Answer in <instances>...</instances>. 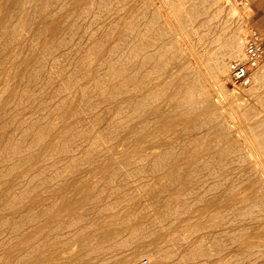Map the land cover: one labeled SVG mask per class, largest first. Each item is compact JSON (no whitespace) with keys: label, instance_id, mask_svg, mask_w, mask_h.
I'll list each match as a JSON object with an SVG mask.
<instances>
[{"label":"rangeland","instance_id":"374dc122","mask_svg":"<svg viewBox=\"0 0 264 264\" xmlns=\"http://www.w3.org/2000/svg\"><path fill=\"white\" fill-rule=\"evenodd\" d=\"M2 1L5 2V0H1L0 4L3 3ZM25 1L26 0L23 1L25 8L22 7L21 10H16V13L19 12L15 14V17L13 15L11 18L12 21L11 19H7L9 21L5 22L7 25L5 26L6 28H4L6 30L8 29L9 33L3 29V31L6 32H3L4 35L2 37H4V39L0 37V39H2L0 40V42L2 41L0 43L2 47L5 45L7 46L9 40L12 42V39H14L12 43L16 42L15 44H19L20 42L18 49L15 48L17 45H12V43L9 42L10 46H5L4 52L2 51L3 54L0 56V60L3 62L5 61V65L6 63H11L5 66L3 62H0V98L3 95L6 96L5 98L3 96L0 101L3 100V98L7 100L10 96L11 89H6L7 86L13 88L18 83L21 88H24L21 89L19 87L18 90H26L25 92L28 93L25 94L24 91H22L20 95L29 99L27 103L23 101L25 100L24 98L21 101L19 94L15 97L16 99L10 97L8 101L14 102V105L9 103L11 106L6 104L7 107L4 106L2 108L7 114L4 110L1 112L0 107V264H77L78 192L88 196L93 195V198L96 197L94 200L97 208L106 204L107 208L113 207V209L116 208L115 210L127 209L128 211L131 209L130 211L134 213V216L136 213V218L130 219V217H127L123 222L120 221L118 217H114L112 219L114 221L110 220L111 225L109 226V230L112 234L108 237L110 241L107 238L109 245L104 246V256L107 260V264H120V262L124 261L123 259L128 261L130 257L131 260L133 259L134 264H140L143 259H148L151 264H155V262L157 264H264V214L261 220L252 223L251 218L239 220L236 213L237 205L243 200L241 197L245 195V193H247L245 199L249 200L259 196L258 191H260V188L264 191V68H258L252 72V84L249 87L239 88L234 86L230 81L229 72L230 63L236 61L238 58L232 59L227 57V53H225L229 50L228 47L230 46L226 45L230 44L231 40L234 38L233 40L236 46L238 45L237 47L243 48V53L241 54L240 52L239 56L241 58L237 61H244L246 41L255 34L260 38L264 49V31L259 32L252 28L253 25L264 27V15H252L250 6L251 2H253L255 7L257 4H261L263 0H156L157 6H161V1L170 4L172 13L175 15L178 14L177 17L179 21L180 19L182 20L183 26L180 23L181 30H183V27L185 29L183 31L186 32L180 30L179 33L182 32L185 37L189 35L185 38L189 47L187 48V45H184V47L182 46L183 50L180 45L181 51L186 52V55L184 52H181V54L185 56L182 55V63L188 66L189 71L191 70V74L192 72L196 73H193L195 78L197 77L195 83L202 79L201 81L203 83H200V81L197 83L198 88L196 86L199 91H206V88H208V91L215 95H213V100L218 99V103L217 101L215 102L217 106L219 104V107L222 108L224 112H233L231 114L236 116H234L235 123L230 129L217 128L215 120L212 117H210V119L207 117V114L213 116V107H210V103L195 105L197 111L194 117L189 114H183L177 118L176 121H162L160 123H143L142 120L137 118L128 125L115 122L113 126H110L109 121L110 119L112 120V118H108L110 109L107 100L104 101V99H100V96L105 97L108 90L100 89L98 83L100 80L110 82V76L108 77L105 74V68L101 66V78L103 79L98 81V78L90 77L89 73L87 77H85L88 70L85 67L93 62L98 63V59L103 61L104 57L101 53H103L104 44H107V48L113 50H115L114 48L121 47L118 41L114 40L119 39L116 36L118 29H120L121 26L123 27L124 20L120 22L122 19L118 20V14L114 12L116 10L120 11V7L124 5L119 3L120 5L118 8H115L116 10L114 9V11L112 10L113 14L116 15L114 16L111 14L109 16L110 26L107 30V38L104 37L102 39V31L100 34L98 31V33H95V37H98L96 40L95 37H93V32H95L102 21L108 16L101 15V18L99 17L100 20L98 18V21L94 24L90 23L91 18L85 17L83 13H85L84 10L87 11L88 3L91 2V0H74V3L73 0H46L45 2L44 0H39L40 3L38 0ZM66 1L67 3H71V5L69 4L67 6ZM116 1L115 5H117ZM57 3L61 5L59 11L56 10L58 9ZM78 3H80V5ZM192 3L195 6L190 7ZM46 4L47 9L50 8L48 11H46L47 9L45 8ZM31 5L33 6L31 7ZM42 5L44 6L41 8L38 7ZM81 5H83V7H81ZM66 6L67 9H65ZM34 7L37 8L35 9ZM69 7H74V9L72 8L73 11L69 10ZM78 7L84 8V10L81 9L80 12ZM105 7L107 6L105 5ZM39 8L41 11L38 13L37 9L39 10ZM43 8L45 13L42 10ZM192 8L198 9L199 11H196L199 15L201 14V16L198 17V15H191L188 13L191 12L189 10H193ZM218 10H220L222 14L220 12L218 13ZM68 11L70 12L67 14ZM15 12H13V14ZM46 12H50V17L49 15L47 16L48 13ZM120 12L121 15L134 17V19L141 17V13H131L128 11ZM52 13L55 15L52 16ZM71 13L73 17L75 16L74 19L70 17ZM19 14L25 21L26 18H24V16L27 17L28 20L34 17L33 20L30 19V21H26L29 25L24 24V26L27 27L24 28L22 22L20 28L21 18L19 19ZM204 14L207 15L205 16ZM39 15H43L41 16L42 18ZM65 15L70 16L67 18L64 17ZM80 15L84 18H80ZM51 17L53 18L50 19ZM77 17L80 18V20ZM189 18H191V20H189ZM203 19L204 28L200 26V22ZM43 20L46 21L44 22ZM49 20H53L54 22ZM64 20L66 23L64 24V28H62ZM130 20L129 18V21ZM140 20L142 24L140 27L135 28L136 33L141 34L150 32L151 25L148 20L145 17H141ZM43 22L44 24L47 23L48 26L47 24L44 25ZM73 22L77 25L75 26L73 24L74 28H71L70 26H72ZM15 23L17 27H12ZM55 24H59L58 27H61L53 38V41L57 42V45L55 44L54 46L56 50L52 48L55 42L50 43L51 40L44 34L46 29L49 30V28ZM30 25H32L31 29L29 28ZM42 25H44V27ZM38 27H40V29ZM69 27L70 29H68ZM133 28L134 27L129 24L126 31L130 33ZM22 29L25 31H22ZM170 29L171 32H173V26L170 27ZM39 30H43L41 31L42 34H44L43 36L42 34H38L40 32ZM68 30H72L74 34H72V31L68 32ZM18 31L20 35L22 31L23 34L21 37L24 36L22 39L19 38L20 40L17 36ZM32 31H37L34 32L37 38L32 34ZM59 32L61 33L60 36L58 35ZM78 34H81L80 37ZM56 35L58 37H56ZM13 36H16L17 39L15 37L13 38ZM31 37H35L37 43H35L34 41L36 40ZM63 37H65V39ZM237 37L240 40L238 42L236 39ZM24 40L25 44H27L26 46L23 45V47L25 46L23 51L20 45L24 44ZM28 40L31 43L30 47L32 51H35L32 54H29V52H32L31 48L29 47V49H27ZM66 41L71 42V44L68 45L69 42L67 43ZM93 42L96 43L94 44ZM240 42H242V44ZM156 43L159 44V42ZM50 44H52V46H50ZM72 44L75 45L74 49H72ZM34 45L38 46L36 50ZM47 45H49V47ZM59 45H62L61 49ZM101 45L103 46L101 47ZM225 46L228 50L224 48ZM9 48H13V50L15 49L17 52L15 50L14 52L11 50V52ZM41 48L44 49L43 52ZM49 48L51 52H58L59 49L61 51L59 50L58 53L54 52L55 54H51ZM189 48H193L192 50L194 52L192 50L190 51ZM240 48L239 50H241ZM91 49H94L93 55H95L94 53H96V50L99 53L91 57ZM100 50H102V52ZM221 50L226 51L221 53ZM7 52L13 54L10 55ZM15 53H18V56L14 58L13 56ZM20 53H22L24 57L21 56L18 58ZM48 53L52 56V59ZM61 53H63V58L60 57ZM25 54L30 56L26 58ZM217 54L219 56L226 55L225 57L222 56L227 65L226 69H223L224 71L221 70L224 74H221L219 72L220 70H213L216 69V61L222 58L218 57V59H216L218 56ZM7 55L11 57H7ZM73 56H75V58H73ZM97 56L99 58L95 60ZM54 57L57 58V62L53 60ZM24 58L26 59L24 60ZM37 58L39 60L43 58V61H39ZM12 60L15 62L14 64ZM17 60L19 64L16 63L18 62ZM22 60L23 62H21V64L20 61ZM35 60L36 62H34ZM65 60L67 62H65ZM68 60H71L72 63L74 62L72 66H68V64H71ZM91 60L92 63H89ZM205 60L207 62H205ZM37 61L41 65H44H42V67H44L42 68L43 70L40 69L41 65L39 66ZM82 61H84L83 63L85 66L81 64ZM198 61H203V65L205 63L206 67L202 66L204 68L202 72L196 69H190L197 67L199 65ZM211 61L212 64H210ZM26 62H29L31 66H33H30L31 69L38 70V72H40L39 69L41 70L39 74L34 76L36 79L34 83L37 82V86L36 84L30 87L26 85V83H32L30 82L32 80L29 78L28 74L21 71L22 68H24L23 66H26ZM17 65H20L19 69ZM80 65H82L81 68L83 70L81 68L80 70L78 69ZM66 66L69 68H66ZM73 66L74 68L76 66L77 69H74ZM3 67L5 69L7 68L4 70L6 73L3 72ZM9 68H13L14 71L18 70L16 72L17 74L13 70L9 72ZM70 69H73L72 72ZM76 70L77 75L73 77V74H75L73 71ZM211 71L217 72L213 73ZM203 72H206V75H204ZM22 73H25V76H21ZM11 74L13 75L11 76ZM70 74H72V76ZM215 74H217V76H214ZM8 75L11 76L12 79ZM14 75L16 78L15 80ZM26 75L30 80H28ZM44 75L45 77L42 79ZM2 76L6 77L7 80ZM75 77L77 78L75 79ZM216 77L219 80H217ZM198 78L201 79L198 80ZM21 79H23V81ZM12 80H14V83ZM38 82H41L40 86H38ZM204 83L207 84L205 86L206 88H204ZM24 84L26 87H24ZM200 85H203V87ZM31 89L33 93L36 94L35 97V94H29V92H27H32ZM215 90L219 95L215 93ZM219 90L222 92L219 93ZM138 93L142 95L141 90H138L137 94ZM220 94H222L224 98L220 96ZM31 96L34 98L32 99ZM132 96H138L136 95L135 89H130V92L127 93L125 98H130ZM35 98L37 101H35ZM114 99H116V97L111 100L114 102ZM15 103L18 104V106ZM8 107L12 108L10 109ZM8 109L12 111L8 112ZM126 110H128V108ZM111 116L117 117L120 115L111 112ZM10 121L12 125H9ZM22 131L24 133H22ZM41 131L47 132V135H43L42 140L37 141V133ZM167 131L171 132L166 134ZM246 136H248L249 139H247ZM17 137L22 138L19 140ZM24 137L25 139L22 141V145H20ZM72 138H74V140ZM90 139L91 141H89ZM192 139H195L194 143H192ZM235 140H240V143H236ZM15 142L16 144H14ZM230 142L235 147V154H247L248 150L246 147H248L249 144L254 154H260L259 156H261V159H259L260 157L258 156V162L260 163H257L253 169V174H256L255 177L257 181H259L258 183H238L237 178L240 176L238 172H231L228 169L215 170L207 161H202L199 166H195L189 171L184 170V168L190 166L189 163L196 160L197 154L204 153L207 151V148L219 151L223 150L224 146L227 144L229 145ZM24 143H26L25 147L27 146V148L24 147ZM32 143L34 144L31 145ZM49 144H51V146H48ZM152 144L158 146L157 150L153 151L154 153L151 152L153 154H140V151L144 149V147ZM13 145L16 146L14 147ZM17 145L19 146V150L17 149ZM46 145L48 148L50 147V150L46 148ZM32 146L34 147L32 148ZM42 147H45V149ZM51 147L55 148L51 149ZM240 147H245L244 149L246 152ZM254 149H258V151L256 150L255 152L253 151ZM241 173H243L242 170ZM213 184L217 185V187L212 189V191H207L206 188ZM74 189L77 190L76 193L73 191ZM184 201H187V207L190 209L180 208V206H178V202L181 204V202ZM100 202H102L101 205ZM98 203L99 205H97ZM86 204L82 213L88 216L92 204L90 203L91 206L88 203ZM159 208H162L165 214V217L161 220L162 223L154 218ZM87 209L89 210L88 212ZM111 210L112 209H110V211ZM187 210H190L189 214H187ZM254 210L256 212L260 211L256 209V207ZM183 220H186V222H183ZM121 222L125 231L122 232L120 237L118 232L121 228ZM132 222H134V226H136L137 223L139 225L140 232L138 240L136 237L134 239L131 238L128 232L126 233ZM182 223H184V225L180 226ZM157 227L163 229L162 237H160L158 233H155V235L153 234V228L156 229ZM180 227L183 228L181 230L185 229L184 231L188 229L185 235L183 231L179 232ZM192 237L195 238V246L192 250H195L197 255L193 257V259H190L192 258L190 254L191 248L189 247L190 243L187 241ZM63 239L65 242L69 241L71 243L74 240V250L70 255H59L60 246L65 243ZM169 240H172L174 244L170 246L168 250L167 242ZM59 243H61V245ZM55 247L57 251L54 249ZM55 252L58 253V255Z\"/></svg>","mask_w":264,"mask_h":264},{"label":"bare ground","instance_id":"6f19581e","mask_svg":"<svg viewBox=\"0 0 264 264\" xmlns=\"http://www.w3.org/2000/svg\"><path fill=\"white\" fill-rule=\"evenodd\" d=\"M1 1V0H0ZM24 0H5V2H3L2 4H0V15H1V17H0V37L1 38H3L4 39V37H2L3 35H4V33H6V32H8V29L6 30L5 28V26L7 25L5 22L6 21H9V20H7V19H11L12 17H13V15H14V17H15V14H18V12L16 13L15 11L16 10H21L22 9V7H24V2H23ZM27 1V0H26ZM25 1V2H26ZM33 1V0H32ZM35 1V0H34ZM39 1V0H38ZM41 1V0H40ZM40 1H39V3H40ZM46 0H44V2H45ZM65 1V0H64ZM69 1V0H68ZM115 1L116 0H91V2H89L88 3V9H87V11H85L84 10V8L82 9L81 7H83V5H81V7H78L79 9H80V12H81V9L82 10H84V12L85 13H83V11H82V13L85 15V17H89V18H91V21H90V23H92V24H94L95 22H97L98 21V18L100 17L101 18V15H107L108 17L106 18V19H104L103 21H102V23L100 24V26L95 30V32H93V37H95V33L97 32L98 33V31H99V34H100V32L102 31V36L101 35H98V36H101L102 37V39L104 38V37H106L107 38V30H108V28H109V26H110V20H109V16L111 15V14H113V12H112V10L114 11V9L116 8H118V6L120 5L119 3H121V4H123L124 6H121L120 8L122 9H120V11H128V12H131V13H134V12H136V13H141V17H145L147 20H148V22L150 23V25H151V30H150V32H145V33H141V34H138V33H136V31H135V28L136 27H140L141 26V24H142V21L140 20V18L141 17H138V18H136V19H134V17L132 18V17H127V16H125V15H121L120 13V11H118V10H116V11H118V12H114V13H117L118 14V20H120V19H122V20H120V22H123V20H124V22H123V27L121 26V28L120 29H118V33H117V38H119L118 40H114V41H118V44H120L119 46H121L120 48H114L115 50H113V49H109V48H107V44H104L105 46H103V45H101V47L103 46V53H101V55L104 57V59H103V61H104V64H103V61L101 60L100 61V59H98L99 57V54H98V56L95 58V60L96 59H98L99 60V62L98 63H95V62H93L92 63V60L89 62V63H92V64H88V66H87V64H86V66L87 67H85V68H87L88 70H87V73H86V76L85 77H87V75H88V73H89V76L90 77H92V78H98V81L100 80V79H103V78H101V70H100V67L102 66H104V68H105V74L109 77L110 76V78L109 79H111L110 80V82H108V81H105V80H100L98 83H99V85H100V89H103V90H108V92H107V94L105 95V97L104 96H100V99H104V101H106L107 100V103H108V107H109V109H110V114H109V119H110V117L112 118V120L110 119V121H109V125L110 126H113L114 124H115V122H118V124H122V125H128L129 123H132V122H134L137 118L138 119H140V120H142L143 121V123H148V122H156V123H160V122H162V121H176V119L177 118H179L180 116H182L183 114H189L190 116H192V117H194L195 116V114H196V111H197V108L195 107V105H198V104H206V103H210V107H213L212 108V110H213V116L211 115L210 116V114H207V117L210 119V117H212L214 120H215V123H216V125H217V128H219V129H222V128H224V129H230V128H232V126L234 125V123H235V115H232L231 113H233V112H231V113H227V112H224L223 111V109L222 108H220L219 107V104H218V106H217V104L215 103L217 100H213V95L214 94H212L211 92H209L208 91V88H206L205 86L207 85V84H205V83H207V82H205L204 84V88H206L205 90L206 91H202V90H198L197 88H198V86H197V83L198 82H200L202 79L201 78H198V80L199 79H201V80H199L198 82H196L195 83V79L197 78H195V76L193 75V73H195V72H192V74L190 73V71H189V68H188V66L185 64V63H182V55L183 54H181V52H184L185 53V55H186V52L185 51H181V48H182V46L184 47V45L186 46L187 45V41H186V39L185 38H187L188 36H186L185 37V35H183L182 34V32H186V31H183V30H185L183 27H182V29L183 30H181V26H180V23H181V25L183 24L182 23V20L180 19V21H179V18L177 17V15H175L174 13H172V11H171V5L170 4H168L167 2H163V1H161V6H157V4H156V0H118V1H116V4L117 5H115ZM207 1V0H206ZM206 1H204V2H206ZM29 2V1H28ZM31 2V1H30ZM55 2V1H54ZM56 2H58V1H56ZM118 2V3H117ZM37 3V2H36ZM47 3V2H46ZM52 3V2H51ZM66 3H67V1H66ZM73 3H74V0H73ZM84 3V2H83ZM32 4V3H31ZM44 4V3H43ZM50 4V3H49ZM53 4V3H52ZM58 4V3H57ZM59 4H60V2H59ZM58 4V9H56V10H58L59 11V7L61 6V5H59ZM71 5V3H67V6L68 5ZM79 5H80V3H78ZM201 4V3H200ZM206 4V3H205ZM204 4V5H205ZM30 5V4H29ZM34 5H35V3H34ZM39 5H41V4H39ZM56 5V4H55ZM55 5H54V9H55ZM64 5H66V4H64ZM105 5L107 6V7H105ZM190 5V4H189ZM189 5H187V6H189ZM204 5H202V6H204ZM33 5H31V7H32ZM44 5H42V6H38V7H43ZM67 6H66V8L65 9H67ZM72 6H74V5H72ZM131 6H132V8H131ZM193 6H195L193 3H192V5L190 6V7H193ZM197 6H199V5H197ZM49 7V6H48ZM75 7V6H74ZM74 7H72L73 9H74ZM190 7H188L189 9H191ZM25 8V7H24ZM35 8V7H34ZM37 8V7H36ZM35 8V9H36ZM39 8V10L37 9V11H38V13H39V11H41V9ZM45 8L47 9V4L45 5ZM52 8V7H51ZM72 8H70L69 7V10H72L73 11V9ZM103 8H106V9H103ZM29 9V8H28ZM45 9V10H46ZM86 9V8H85ZM193 10H189V11H191V12H188V13H190L191 15H198V17H200L201 16V14L199 15L198 14V12L197 11H199L198 9H196V8H192ZM195 9V10H194ZM43 11H44V8L42 9ZM48 10H50V8H48L46 11H48ZM52 10H53V8H52ZM61 10V9H60ZM77 10V9H76ZM173 10V9H172ZM197 10V11H196ZM24 11H26V10H24ZM64 11V10H63ZM62 11V12H63ZM71 11V12H72ZM174 11V10H173ZM13 12H15L14 14H13ZM33 12V11H32ZM65 12V11H64ZM70 11H68L67 12V14L69 13ZM79 12V13H80ZM185 12H186V10H185ZM201 12V11H200ZM218 13L220 12V10H218L217 11ZM33 13H35V12H33ZM43 13V12H42ZM44 13H45V11H44ZM46 13H48V12H46ZM50 13V12H49ZM49 13L47 14V16L49 15ZM55 13V12H54ZM54 13H52L51 15L53 16V15H55ZM73 13V12H72ZM72 13H71V16L70 15H68V16H64V17H73L72 16ZM81 13V14H82ZM204 13V12H203ZM215 13V12H214ZM221 13V12H220ZM26 14V13H25ZM24 14V15H25ZM58 14V13H57ZM61 14V13H60ZM77 14V13H76ZM186 14H187V12H186ZM222 14V13H221ZM22 15V14H21ZM31 15V14H30ZM73 15H74V13H73ZM79 15V14H78ZM98 15V16H97ZM114 16L116 15V14H113ZM205 16L207 15V14H204ZM19 16V19L21 18V16H20V14L18 15ZM40 16V15H39ZM41 16H43V15H41ZM40 16V17H41ZM46 16V17H47ZM202 16H203V14H202ZM204 16V17H205ZM215 16V15H214ZM34 17V16H33ZM33 17H31L30 19H32L33 20ZM37 17V16H36ZM49 17H50V15H49ZM80 18H82L83 16H79ZM180 17V16H179ZM24 18H26V21L28 20L27 19V17H25L24 16ZM42 18V17H41ZM40 18V19H41ZM48 18V17H47ZM47 18H46V20H47ZM53 17H51L50 19H52ZM54 18H55V16H54ZM67 18H66V20H67ZM75 18V16L73 17V19ZM78 18V17H77ZM80 18H78L79 20H80ZM84 18V17H83ZM100 18H99V20H100ZM129 18L131 19L130 21H129ZM194 18V17H193ZM217 18H218V16H217ZM30 19L28 20V21H30ZM49 19V18H48ZM56 19V18H55ZM54 19V20H55ZM78 19H76V20H78ZM205 19V18H204ZM204 19L200 22V26L202 27V28H204L203 26H204ZM14 20V19H13ZM45 20V21H46ZM58 20H60V19H58ZM61 20H62V18H61ZM60 20V21H61ZM70 20V19H69ZM78 20V21H79ZM189 20H191V18H189ZM193 20V19H192ZM11 21H12V19H11ZM10 21V22H11ZM16 22H18L17 20H15ZM25 21V19H23V17L21 18V24H20V28H21V25H22V22H23V27L25 28V27H27V26H24V24L26 25H29L28 24V22H24ZM35 21V20H34ZM33 21V22H34ZM37 21H39V20H37ZM42 21V20H41ZM44 21V20H43ZM44 21V22H45ZM49 21H51V20H49ZM49 21H48V23H49ZM53 21V20H52ZM51 21V22H52ZM63 21V20H62ZM77 21V22H78ZM194 21H195V19H194ZM197 21V20H196ZM9 22V23H10ZM44 22H43V24H44ZM54 22V21H53ZM59 22V21H58ZM58 22H56V23H58ZM68 22V21H67ZM71 22V21H70ZM193 22V21H192ZM30 23V22H29ZM31 23H32V21H31ZM30 23V24H31ZM63 23V22H62ZM66 22H65V20H64V23H63V27L62 28H64V24H65ZM194 23V22H193ZM41 24H42V22H41ZM47 24V23H46ZM46 24H44V25H46ZM53 24V23H52ZM68 24V23H67ZM74 24V22L72 23V26H70L71 28L75 25H73ZM129 24H131V26H133L134 28L131 30V32L129 33V32H127L126 31V28H127V26L129 25ZM44 25H42L43 27H44ZM59 25V24H58ZM58 25H52V27H50L49 28V30H45L44 32V34L45 35H47V37L49 38V40H51V42L50 43H52V42H55L54 43V45L52 46V44H50V46H52V48L54 49V46H55V44L57 45V42L56 41H53V38H54V36H55V34H57L58 33V30H59V28H61L60 26L58 27ZM70 25V24H69ZM77 25V24H76ZM75 25V26H76ZM82 25V24H81ZM87 25H89V24H87ZM9 26V25H8ZM17 27V24L15 23V25H13L12 27ZM31 26L32 25H30V29H31ZM47 26H48V24H47ZM62 26V25H61ZM173 26V28H174V30H173V32H171V29H170V27H172ZM183 26V25H182ZM200 26H199V28H200ZM5 27V28H4ZM10 27H11V25H10ZM19 27V26H18ZM22 27V28H23ZM41 27V26H40ZM40 27H38L39 29H40ZM67 27H68V25H67ZM70 27L68 28V29H70ZM79 27V26H78ZM19 28V29H20ZM23 28V29H24ZM37 28V29H38ZM42 28V27H41ZM66 28V27H65ZM74 28V27H73ZM85 28V27H84ZM176 28V29H175ZM3 29H5V31H3ZM10 29H12V28H10ZM22 29V31H25V30H23ZM30 29H27V30H30ZM86 29V28H85ZM16 30V29H15ZM18 30V29H17ZM21 30V29H20ZM19 30V31H20ZM64 30V29H63ZM81 30H83V29H81ZM180 30L182 31L181 33H179L180 32ZM11 31V30H10ZM13 31V30H12ZM19 31H18V34H17V36H18V39L20 38V39H22L23 37H21V35L23 34L22 33V31H21V35H20V33H19ZM31 31V30H30ZM29 31V32H30ZM40 31V30H39ZM38 31V32H39ZM41 31H43V30H41ZM39 32L38 34H42V32ZM72 30H68V32H71ZM76 31V30H75ZM74 31V32H75ZM4 32V33H3ZM17 32V31H16ZM28 32V33H29ZM34 32H37V31H34ZM34 32L32 31V34L33 35H35L34 34ZM61 32H62V30H61ZM64 32V31H63ZM80 32H82V31H80ZM9 33V32H8ZM25 33V32H24ZM31 33V32H30ZM67 33V32H66ZM12 34V33H11ZM44 34H42V36L44 35ZM60 32H59V36H60ZM72 34H74L73 33V31H72ZM92 34V33H91ZM90 34V35H91ZM14 35H15V33H14ZM65 35V34H64ZM68 35H69V33H68ZM67 35V36H68ZM79 35V34H78ZM81 35V34H80ZM80 35H79V37H80ZM9 36V35H8ZM66 36V35H65ZM12 37V36H11ZM16 38V36H13V38ZM35 37H36V35H35ZM35 37L33 38V37H31L32 39H34V40H36L35 39ZM41 37V36H40ZM46 37V38H47ZM56 37H58L57 35H56ZM71 37H72V39H73V36L71 35ZM8 38V37H7ZM37 38V37H36ZM51 38V39H50ZM64 39H65V37H63ZM74 38H75V35H74ZM81 38H82V36H81ZM91 38H92V36H91ZM98 39V37L96 36L95 37V39ZM100 38V37H99ZM10 39V38H9ZM8 39V40H9ZM17 39V38H16ZM19 39V40H20ZM56 39V38H55ZM70 39V38H69ZM68 39V40H69ZM79 39V38H78ZM83 39V38H82ZM82 39H80V40H82ZM93 39V38H92ZM96 39V40H97ZM234 39V38H233ZM232 39V40H233ZM237 39V42L238 41H240L239 39H238V37L236 38ZM0 40H2V39H0ZM14 39H12V42H14L13 41ZM33 40V41H34ZM39 40V39H38ZM48 40V39H47ZM58 40V39H57ZM61 40V39H60ZM94 40V39H93ZM231 40V42H230V44H227L226 46H229L228 47V49H227V47L225 46L224 48L226 49V50H228V51H224V50H221V53L224 51L225 53H227L226 55H227V57H230V58H232V59H239V58H241V57H239L240 56V52H241V54L243 53L242 52V47L240 48V47H237L236 46V43L234 42V40L232 41ZM70 41V40H69ZM68 41V42H69ZM72 41V40H71ZM181 41H182V43H181ZM188 41H189V39H188ZM2 42V41H1ZM0 42V43H1ZM4 42V41H3ZM9 42L10 43H12L11 42V40H9ZM9 42H8V44H7V46L6 47H9L10 46V44H9ZM17 42H18V40H17ZM28 42H29V40H28ZM31 42H32V40H31ZM35 43H37V40L36 41H34ZM67 42V41H66ZM67 42V43H68ZM76 42V41H75ZM156 42H159V44L158 43H156ZM5 43V42H4ZM16 43V42H15ZM15 43H12V45L13 44H15ZM83 43V42H82ZM81 43V44H82ZM94 43V42H93ZM96 43V42H95ZM94 43V44H95ZM241 44H242V42H240ZM19 44H20V42H19ZM19 44H15V45H17L15 48H19ZM27 44V43H26ZM26 44H25V40H24V44H22V45H20V47H22L23 48V51H24V48H25V46H26ZM34 44V43H33ZM61 44H63V43H61ZM71 44V42H69L68 43V45H70ZM76 44V43H75ZM84 44H85V42H84ZM83 44V45H84ZM9 45V46H8ZM23 45H25L24 47H23ZM29 45V46H28ZM28 45H27V49H29V47H30V45H31V43L29 42L28 43ZM73 45V44H72ZM77 45V44H76ZM82 45V46H83ZM86 45H88V44H86ZM85 45V46H86ZM180 45H181V48H180ZM5 46H1L0 45V56L3 54V50H4V47ZM35 46V45H34ZM48 47H49V45H47ZM60 46V49H61V47H62V45H59ZM64 46L66 47V45L64 44ZM63 46V47H64ZM74 46L75 45H73V48L72 49H74ZM36 48H35V50L37 49V47L38 46H35ZM41 47V46H40ZM58 47V46H57ZM105 47V48H104ZM189 46L187 45V48H188ZM223 47V46H222ZM221 47V48H222ZM14 48V47H13ZM13 48L12 49H10V51L11 50H13ZM31 48V47H30ZM68 48V47H67ZM127 48H128V53H127ZM220 48V49H221ZM223 48V49H224ZM239 48L241 49V50H239ZM7 49V48H6ZM26 49V50H27ZM33 49H34V47H33ZM50 49V48H49ZM52 49V50H53ZM59 49V48H58ZM59 49V50H60ZM64 49V48H63ZM82 49V48H81ZM101 49V48H100ZM183 49V48H182ZM190 49V51L193 49H191V48H189ZM188 49V50H189ZM219 49V50H220ZM15 50V49H14ZM14 50H13V52H14ZM40 50V49H39ZM41 50H42V52H43V50L44 49H42L41 48ZM54 50H56V49H54ZM59 50H58V52H59ZM93 50L94 49H91L90 51L92 52V53H90V54H92V55H90V54H88V55H90L91 57H93V56H96V54L97 53H99L97 50H96V53H94L95 55H93ZM184 50V49H183ZM188 50H186V51H188ZM3 51V52H2ZM6 51V50H5ZM9 51V52H10ZM16 51V50H15ZM31 51H32V48H31ZM61 51V50H60ZM101 52H102V50H100ZM193 51V50H192ZM9 52H7V53H9ZM12 52V51H11ZM17 52V51H16ZM33 52H35V51H32V52H29V54H32ZM39 53H41L40 51H38ZM48 52V51H47ZM50 52H51V49H50ZM55 52V51H54ZM53 51L51 52V54L53 53V54H55V53H58V52H55L54 53ZM68 52V51H67ZM95 52V51H94ZM194 52V51H193ZM6 53V52H5ZM27 53H28V51H27ZM26 53V54H27ZM64 53V52H63ZM63 53H61V55H60V57H62L63 58ZM70 53V52H69ZM188 53V52H187ZM217 53V52H216ZM224 53V54H225ZM10 55L11 54H13V53H9ZM15 54H17V55H15ZM14 54V58L16 57V56H18V53H15ZM25 54V55H26ZM37 54V53H36ZM65 54V53H64ZM72 54V53H71ZM70 54V55H71ZM196 54V53H195ZM10 55H7V57L9 56V57H11ZM34 55H35V53H34ZM43 55V54H42ZM42 55H39L40 57H43ZM48 55H49V53H48ZM87 55V56H88ZM100 55V56H101ZM218 55V54H217ZM221 55V54H220ZM225 55V56H226ZM3 56H5V55H3ZM21 56H23L24 57V55H22V53H20V56L18 57V58H20ZM30 56V55H29ZM28 55H26V58H28L29 57ZM50 56V58L52 57L51 55H49ZM54 56H56V55H54ZM184 56V55H183ZM196 56V55H195ZM222 56H224V55H222ZM222 56H217V58L216 59H218V57H222ZM224 56V57H225ZM23 57H22V59H23ZM59 57V58H60ZM70 57V56H69ZM72 57V56H71ZM80 57H81V55H80ZM102 57V58H103ZM185 57V56H184ZM211 57V56H210ZM216 57V56H215ZM2 58H4V57H2ZM26 58H24V60L26 59ZM36 58V57H35ZM45 58H46V56H45ZM44 58V59H45ZM49 58V57H48ZM49 58V59H50ZM56 57H54V61L55 62H57V58L55 59ZM64 58H65V56H64ZM73 58H75V56H73ZM72 58V59H73ZM88 58H90V57H88ZM101 58V57H100ZM8 59V58H7ZM34 59V58H33ZM32 59V60H33ZM38 59V58H37ZM52 59V58H51ZM91 59V58H90ZM237 59V60H238ZM11 60V59H10ZM39 60V59H38ZM61 60H63V59H61ZM74 60V59H73ZM187 60V59H186ZM210 60V59H209ZM236 60V61H237ZM241 60V59H240ZM6 61H8V60H6ZM18 61V60H17ZM27 61V60H26ZM39 61H43V58H41ZM54 61H52V62H54ZM64 61V60H63ZM69 61V60H68ZM75 61V60H74ZM78 61V60H77ZM181 61V62H180ZM201 61V60H200ZM0 62H3V61H1L0 60ZM5 62V61H4ZM4 62H3V65H5L4 64ZM12 62H13V60H12ZM21 62H23V60L22 61H20V63ZM34 62H36V60L34 61ZM38 62V61H37ZM65 62H67L66 60H65ZM71 62V64H68V66H72V64L74 63H72V61L70 60L69 61V63ZM84 61H82V63L81 64H83L84 66H85V64L83 63ZM186 62H188V61H186ZM203 62V61H202ZM202 62H199L198 61V63H199V65L197 66V67H194V68H190V69H196V70H199V71H201L202 72V70H204V68L202 67V66H205V63H204V65L202 64ZM205 62H207L206 60H205ZM15 62H13V64H14ZM16 63H18L19 64V61L18 62H16ZM32 63V62H31ZM39 63V62H38ZM42 63V62H41ZM2 64V63H1ZM9 64H11V63H9ZM9 64H7L6 63V65L5 66H8ZM22 64V63H21ZM20 64V65H21ZM58 64V63H57ZM61 64V63H60ZM210 64H212V61H211V63ZM19 65V66H20ZM33 65V64H32ZM39 66L41 65L40 63L38 64ZM43 65V64H42ZM42 65L40 66L41 68L40 69H42V68H44V67H42ZM76 65V64H75ZM215 65H216V69H213V67H212V69L213 70H217V71H219L221 74L223 73L222 71H224L225 69H226V67H227V65H226V62H225V60H224V58L222 57V58H219L217 61H216V63H215ZM226 65V66H225ZM18 66V65H17ZM19 66H18V69H19ZM30 66H31V64L29 63V62H26V66H23L24 68H22V70L21 71H23V72H26V74H28V76H29V78L32 80V81H30V82H32L31 84H27L26 83V85L28 86V87H30V86H33V85H35L37 82H35L34 83V81H36V79L34 78V76L35 75H37V74H39L40 72H41V70L39 69V71L40 72H38V70L36 71V70H33V68L31 69L30 68ZM44 66V65H43ZM59 66V65H58ZM81 66L82 65H80L79 67H78V69L80 70V68H81ZM84 66H83V68H84ZM1 67V66H0ZM11 67H13V66H11ZM31 67H33V66H31ZM64 67H65V65H64ZM206 67V66H205ZM208 67V66H207ZM4 68V67H3ZM14 68H15V65H14ZM59 68V67H58ZM57 68V69H58ZM66 68H69V67H67L66 66ZM72 68V67H71ZM73 68H74V66H73ZM75 68H76V66H75ZM74 68V69H75ZM85 68H84V70H85ZM209 68H211V67H209ZM225 68V69H224ZM7 69V68H6ZM5 68L4 69H2L3 70V72H4V70H6ZM17 69V68H16ZM36 69H38V68H36ZM60 69V68H59ZM58 69V70H59ZM77 69V68H76ZM82 69V68H81ZM206 69V68H205ZM224 69V70H223ZM259 69H261V68H259ZM10 70H13V68H9V72H10ZM43 70V69H42ZM71 70V69H70ZM73 70V69H72ZM72 70H71V72H72ZM83 70V69H82ZM195 70V71H196ZM222 70V71H221ZM14 71V70H13ZM18 71V70H17ZM17 71H14L15 73L17 72ZM193 71V70H192ZM198 71V72H199ZM217 71H214L215 73L217 72ZM1 72V71H0ZM43 72V71H42ZM70 72V73H71ZM73 72H75V74H73V77H74V75L76 76L77 75V70L76 71H73ZM82 72V71H81ZM211 72H213V71H211ZM213 72V73H214ZM261 72V71H260ZM4 73H6V72H4ZM21 73V72H20ZM200 73V72H199ZM198 73V74H199ZM206 73V72H205ZM204 72H203V74L204 75H206ZM210 73V72H209ZM14 74V73H13ZM13 74H11V76L13 75ZM17 74V73H16ZM196 74V73H195ZM218 74V73H217ZM217 74H215L214 76H217ZM224 74V73H223ZM258 74V73H257ZM10 75V74H9ZM8 75V76H9ZM41 75V74H40ZM71 76H72V74H70ZM201 75V74H200ZM212 75V74H211ZM7 76V75H6ZM11 76H9V77H11ZM21 76H25V73H22V75ZM70 76V77H71ZM197 76V75H196ZM213 76V77H214ZM219 76V75H218ZM1 77V76H0ZM2 77H4V76H2ZM18 77V76H17ZM26 77H27V75H26ZM45 77V75L42 77V79ZM64 77H65V75H64ZM84 77V78H85ZM199 77V76H198ZM212 77V78H213ZM256 77V76H255ZM5 78V80H7L6 79V77H4ZM28 78V77H27ZM28 78V80H30ZM40 78V77H39ZM77 77H75V79H76ZM215 78V77H214ZM214 78H213V80H214ZM2 79V78H1ZM11 79H12V77H11ZM16 78H15V75H14V80H15ZM23 79H24V77H23ZM23 79H21L22 81H23ZM41 79V80H42ZM109 79H107V80H109ZM216 79H217V77H216ZM215 79V80H216ZM3 80V79H2ZM14 80H12V82L14 81ZM19 80V79H18ZM25 80V79H24ZM27 80V79H26ZM186 80V81H185ZM217 80H219V79H217ZM11 81V80H10ZM40 81V80H39ZM44 81V80H43ZM209 81V80H208ZM221 81V80H220ZM9 82V81H8ZM7 82V83H8ZM19 82V81H18ZM17 82V83H18ZM21 82V81H20ZM26 82H28V81H26ZM210 82V81H209ZM219 82V81H218ZM2 83V82H1ZM6 83V84H7ZM11 83V82H10ZM14 83V82H13ZM16 83V84H17ZM25 83V82H24ZM29 83V82H28ZM34 83V84H33ZM44 83H45V81H44ZM200 83H203L202 81L200 82ZM3 84H4V82H3ZM9 84V83H8ZM16 84H14V85H16ZM19 84V83H18ZM16 85V86H14L13 88H9L8 86H7V88L6 89H11V91H10V96H9V98L10 97H16L18 94H19V96L21 97L20 99H21V101H22V99L24 98V96H22V95H20V94H22V91H24V90H18L19 89V87L21 88V86H19V85ZM74 84V83H73ZM155 84V85H154ZM196 84V85H195ZM217 84V83H216ZM5 85V84H4ZM26 85L24 84V87H26ZM41 85V82H38V86H40ZM47 85V84H46ZM220 85H221V83H220ZM36 86H37V84H36ZM72 87H74L73 85H71ZM196 86H197V88H196ZM201 87H203V85H200ZM216 86V85H215ZM217 86H218V84H217ZM4 87H6V86H4ZM200 87V88H201ZM213 87V86H212ZM5 89V90H6ZM21 89H24L23 87L21 88ZM47 89V88H46ZM130 89H135L136 90V95H138V96H132V97H130V98H125V96L127 95V93H129L130 92ZM144 89V90H143ZM202 89V88H201ZM29 90V89H28ZM138 90H141L142 91V95H139V93L137 94V91ZM2 91V90H1ZM26 91V90H25ZM24 91V93L25 94H28V93H26ZM31 91H32V89H31ZM216 91V90H215ZM21 92V93H20ZM27 92H29V94L30 93H33V91L32 92H30V91H27ZM198 92V93H197ZM222 92V91H221ZM220 92V90H219V93H221ZM1 93V92H0ZM2 93H4V92H2ZM215 93H217L218 94V92L216 91ZM33 94H35V93H33ZM32 94V95H33ZM7 95V94H6ZM24 95V94H23ZM219 95V94H218ZM4 96V98L6 97L5 95H3ZM3 96H1V98L0 99H2V97ZM28 96V95H27ZM36 96V94L34 95V97ZM215 96V95H214ZM220 96H222L223 97V95L222 94H220ZM26 97V96H25ZM32 97V96H31ZM30 97V98H31ZM34 97H32V99L34 98ZM116 97V99H114L115 101L113 102L111 99L112 98H115ZM4 98H3V100H1L0 101V107H1V112L4 110H2V108L4 107V106H6L7 107V105L9 104V103H12L11 105H14L13 103L14 102H10V101H8V99L9 98H7V100L5 99L4 100ZM27 98V97H26ZM26 98H24L25 100H23V101H29V99L27 98V100H26ZM37 98V97H36ZM35 98V99H36ZM224 98V97H223ZM222 98V99H223ZM16 99V98H15ZM20 99H19V97H18V100L20 101ZM10 100V99H9ZM11 100H13V99H11ZM221 100V99H220ZM17 101V100H16ZM35 101H37V99L35 100ZM18 102V101H17ZM16 102V103H17ZM15 103V104H16ZM20 103H22V102H20ZM28 103V102H27ZM217 103H218V101H217ZM7 104V105H6ZM41 104H42V102H41ZM40 104V105H41ZM10 104L8 105V106H11ZM17 106H18V104H16ZM21 105V104H20ZM28 105V104H27ZM17 106H15V107H17ZM26 106V105H25ZM24 106V107H25ZM5 107V108H6ZM21 107V106H20ZM8 108H10V107H8ZM12 108V107H11ZM10 108V109H11ZM14 108V107H13ZM18 108V107H17ZM29 108V107H28ZM128 108V110H126ZM25 109V108H24ZM226 109V108H225ZM18 110V109H17ZM19 110H20V108H19ZM28 110V109H27ZM30 110H31V106H30ZM11 112L12 110H9L8 109V112ZM13 111H14V109H13ZM4 112L7 114V112L4 110ZM15 112V111H14ZM18 112V111H17ZM111 112L112 113H116V114H118V115H120V116H117V117H112L111 116ZM4 113V114H5ZM23 113H24V111H23ZM3 114V115H4ZM8 114H10V113H8ZM15 114V113H14ZM18 114V113H17ZM28 114H29V112H28ZM27 114V115H28ZM20 115V114H19ZM18 115V116H19ZM24 115V114H23ZM5 116V115H4ZM15 116H16V114H15ZM21 116V115H20ZM235 116V117H234ZM25 117V116H24ZM15 118V117H14ZM19 118V117H18ZM27 118V117H26ZM1 119V118H0ZM3 119V118H2ZM9 119H10V117H9ZM12 119V118H11ZM16 119V118H15ZM14 120V119H13ZM29 120V119H28ZM237 120V119H236ZM7 121V120H6ZM12 121V120H11ZM11 121H10V123H9V125H12L11 124ZM27 121V120H26ZM17 122H20V121H17ZM14 123V122H13ZM3 124V123H2ZM7 124V123H6ZM17 124H19V123H17ZM14 125H15V123H14ZM32 130V129H31ZM30 130V131H31ZM24 131V130H23ZM22 131V133H24ZM26 131V130H25ZM36 132V131H35ZM171 131H167L166 132V134L167 133H170ZM47 133V132H46ZM44 131L42 132H38L37 133V141H40V140H42V136L43 135H47ZM50 133H52V132H50ZM21 134V133H20ZM19 134V135H20ZM22 135V134H21ZM49 135V134H48ZM246 135V134H245ZM23 137V136H22ZM21 137V138H22ZM247 137V139H249L248 138V136H246ZM19 140L21 139V138H19V137H17ZM71 138V137H70ZM24 139H25V137L23 138V140H21V142L20 141H18V140H16V141H18V142H20L21 144L20 145H22V141H24ZM73 140H74V138H72ZM244 139V138H243ZM33 140V139H32ZM96 140V139H95ZM35 141V140H34ZM34 141H32V142H34ZM89 141H91V139L89 140ZM236 141V140H235ZM234 141V142H235ZM240 140H238V141H236V143H240L239 142ZM17 142V143H18ZM50 142V141H49ZM195 142V139H192V143H194ZM36 143V142H35ZM95 143H96V141H95ZM94 143V144H95ZM242 143V142H241ZM14 144H16V142L14 143ZM25 144L26 143H24V147H25ZM34 143H32L31 145H33ZM68 144V143H67ZM89 144V143H88ZM93 144V145H94ZM97 144V143H96ZM254 144V143H253ZM252 144V145H253ZM27 145H29V144H27ZM36 145V144H35ZM72 145V144H71ZM70 145V146H71ZM238 145V144H237ZM236 145V146H237ZM245 145V144H244ZM247 145H248V143H247ZM250 145V144H249ZM248 145V147H246L247 148V154H235V147L233 146V144L230 142L229 143V145L227 144L226 146H224V148H223V150H214V149H209V148H207V151H205L204 153H202V154H197L196 155V160H194L193 162H191V163H189V165L190 166H188V167H186V168H184V170H186V171H189V170H191V169H193V167H195V166H199V164H201V162L202 161H207L208 163H210L211 164V166H213V168L215 169V170H219V169H221V170H225V169H228L229 171H231V172H238V174L240 175V176H238V178H237V181H238V183H241V184H243V183H253V184H256V183H258L259 181H257V178L255 177L256 176V174L254 175L253 174V169H254V167H255V165L258 163H260V162H258V158L259 159H261V156H259L260 154L258 153V154H254L253 152H252V148L250 147ZM255 145V144H254ZM14 146V145H13ZM16 146V145H15ZM14 146V147H15ZM18 146V145H17ZM47 146V145H46ZM48 146H51V144H49ZM48 146L46 147V148H48ZM34 146H32V148H33ZM60 147V146H59ZM58 147V148H59ZM98 147V146H97ZM17 148V147H16ZM15 148V149H16ZM25 148H27V146L25 147ZM31 148V147H30ZM29 148V149H30ZM43 149H45V147H42ZM41 148V149H42ZM54 149L55 147H51V149ZM157 148H158V146L156 145V144H152V145H147L146 147H144V149H142L141 151H140V154H153L154 152L153 151H156L157 150ZM241 149H243L245 152H246V150L244 149V148H242V147H240ZM253 148H255V147H253ZM18 150H19V146H18V148H17ZM24 149V148H23ZM22 149V150H23ZM49 150H50V147L48 148ZM59 149H61V148H59ZM97 149V148H96ZM31 150V149H30ZM257 151H258V149H256ZM256 150L254 149L253 151H255L256 152ZM11 151H12V149H11ZM46 151V150H45ZM24 152V151H23ZM151 152H153V153H151ZM25 153H26V151H25ZM41 153H43V152H41ZM40 153V154H41ZM46 153V152H45ZM234 153V154H233ZM28 154V153H27ZM39 154V153H38ZM44 154V153H43ZM6 155V154H5ZM10 155V154H9ZM259 156V157H258ZM202 159V160H201ZM260 161V160H259ZM261 165V164H260ZM263 166H264V164H263ZM262 166V167H263ZM241 170L243 171V173H241ZM174 174V173H173ZM260 174V173H259ZM174 176V175H173ZM258 176V175H257ZM262 178V177H261ZM263 178H264V176H263ZM262 178V179H263ZM87 181V180H86ZM91 181V180H90ZM78 182V181H77ZM84 182V181H83ZM93 182V181H92ZM262 182V181H261ZM78 184V183H77ZM93 184V183H92ZM240 184V185H241ZM217 187V185H215V184H213L212 186H210V187H207L206 188V190L207 191H212V189H215ZM205 189V188H204ZM259 189V188H258ZM75 193L77 192V190H73ZM230 191H232V190H230ZM229 191V192H230ZM256 193V192H255ZM258 197L257 198H255V199H249V200H246L245 198L247 197V193H245V195H243L242 197H241V199L243 198V200L241 201V202H239L238 203V205H237V217L239 218V220H246V218H251L252 219V223H254L255 221H259V220H261V218L263 217V214H264V191L263 190H261V188H260V191H258ZM99 197V196H98ZM96 198V197H95ZM95 198H93V195L92 196H88V195H85L84 193H77V264H107V260H106V258H105V256H104V246L105 245H109V241H110V239L108 238L109 237V235H111L112 233H111V231L109 230V226L111 225V221L110 220H112L114 217H118V219L120 220V221H124L127 217H130V219L131 218H136L135 216H136V213H135V216H134V213L132 212V211H128L127 209H118V210H115V209H113V207H108L107 208V205L105 204V205H102V206H100V207H96V203H95ZM100 198V197H99ZM98 198V199H99ZM97 199V200H98ZM97 200H96V202H97ZM179 200V199H178ZM239 200V199H238ZM104 201V200H103ZM180 201V200H179ZM86 203H88L89 205H90V203L92 204V207H91V210L89 211L88 209H87V212L89 211V215L87 216L85 213L83 214L82 212H83V210H84V207H86ZM101 203L102 202H100V205H101ZM187 201L185 202H181V204H179V202H178V206H180V208H189V207H187ZM97 205H99V203L97 204ZM177 205V204H176ZM91 206V205H90ZM89 207V206H88ZM256 207V209H259L260 211L259 212H256L255 210H254V208ZM229 208V207H228ZM110 209H112L111 211H110ZM190 209V208H189ZM133 210V209H132ZM235 211V210H234ZM81 212V213H80ZM174 212H175V210H174ZM186 212V211H185ZM228 212H229V210H228ZM190 213V210L188 211L187 210V214H189ZM225 213V212H224ZM236 213H235V215H236ZM194 214V213H193ZM180 216V215H179ZM179 216H177V217H179ZM183 216V215H182ZM185 216V215H184ZM188 216V215H187ZM186 216V217H187ZM165 217V214L163 213V209L162 208H159L158 210H157V214L156 215H154V218L157 220V221H161V220H163V218ZM224 217V216H223ZM185 218V217H184ZM228 218H229V216H228ZM182 219V218H181ZM187 219V218H186ZM191 219V218H190ZM137 220V219H136ZM225 220V219H224ZM227 220V219H226ZM112 221H114V220H112ZM222 221H223V219H222ZM122 222H121V228L119 229V235H120V237H121V234H122V232L123 231H125V229H124V227L122 226L123 224H122ZM180 222H181V220H180ZM183 222H186V220L184 221L183 220ZM227 222H228V220H227ZM226 222V223H227ZM249 222H250V220H249ZM161 223H162V221H161ZM225 223V222H224ZM182 225H184V223H182L180 226H182ZM228 225V224H227ZM179 226V225H178ZM227 228V227H226ZM181 229H183V228H181L180 227V229H179V232L181 231H183L184 232V235H185V233L188 231V229H186V231H184V230H181ZM189 231H190V229H189ZM129 233L130 235V237L131 238H137V240H138V238H139V225H138V223L136 224V226H134V222H132L130 225H129V229L126 231V233ZM162 232H163V229L162 228H156V229H154L153 228V234L155 235V233H158L159 234V236L160 237H162ZM178 232V231H177ZM179 234H181V233H179ZM183 234V233H182ZM183 237V236H182ZM181 237V238H182ZM107 238H108V242H107ZM179 238V237H178ZM72 239V238H71ZM184 239V238H183ZM70 240V239H69ZM161 240V239H160ZM63 241H64V239H63ZM66 241H67V239H66ZM187 241V240H186ZM65 242V241H64ZM73 242H74V240H73ZM73 242L71 243V242H65L62 246H60V250H59V255H67V254H71V252L74 250V244H73ZM187 242H189L190 243V245H189V247L191 248H189L191 251H190V254H191V257L192 258H190V259H193V257H195L197 254L195 253V250H192V248L195 246V238L194 237H192V238H189V241H187ZM186 243V242H185ZM60 245H61V243H59ZM174 244V242H172V240H169L168 242H167V245H168V250H169V247L170 246H172ZM188 244V243H187ZM184 246V245H183ZM182 246V247H183ZM182 247H181V249H182ZM55 250H56V247L54 248ZM184 249H185V247H184ZM57 251V250H56ZM165 251V250H164ZM189 250L187 249V252H188ZM241 251V250H240ZM246 251V250H245ZM52 252H54V251H52ZM52 252H51V254H52ZM166 252V251H165ZM181 252V251H180ZM182 252H185V251H182ZM56 253V252H55ZM189 253V252H188ZM57 255H58V253H56ZM187 254V253H186ZM50 255V254H49ZM54 256H55V254H54ZM133 256H134V254H133ZM188 256V255H187ZM53 257V256H52ZM50 258H51V255H50ZM56 258V257H55ZM133 258V257H132ZM134 258H135V256H134ZM188 259H189V256H188ZM124 261H122V262H120V264H134V261H133V259L131 260V257L130 258H128V261L127 260H125V259H123ZM150 264H151V262H150ZM155 264H157L156 262H155Z\"/></svg>","mask_w":264,"mask_h":264},{"label":"built area","instance_id":"2783aa9c","mask_svg":"<svg viewBox=\"0 0 264 264\" xmlns=\"http://www.w3.org/2000/svg\"><path fill=\"white\" fill-rule=\"evenodd\" d=\"M258 68H264V49L260 38L253 35L246 41L244 61L230 63V81L234 86L247 88L252 84V72ZM140 264H150V261L143 259Z\"/></svg>","mask_w":264,"mask_h":264},{"label":"crops","instance_id":"0c3cea01","mask_svg":"<svg viewBox=\"0 0 264 264\" xmlns=\"http://www.w3.org/2000/svg\"><path fill=\"white\" fill-rule=\"evenodd\" d=\"M250 6H251L252 15H255V16H258V15H261V14L264 15V0H263V2L261 4H259V5L257 4L255 7H254L253 2H251ZM252 28L254 30H256V31H259V32L264 31V27L253 25Z\"/></svg>","mask_w":264,"mask_h":264}]
</instances>
